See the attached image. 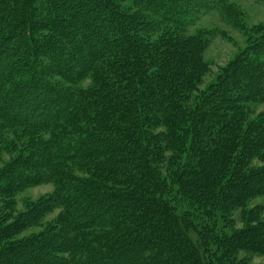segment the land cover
I'll use <instances>...</instances> for the list:
<instances>
[{"label":"trees","instance_id":"obj_1","mask_svg":"<svg viewBox=\"0 0 264 264\" xmlns=\"http://www.w3.org/2000/svg\"><path fill=\"white\" fill-rule=\"evenodd\" d=\"M34 1L0 0V139L29 136L0 172V264L264 255L261 206L246 209L264 196V165L251 166L264 121H246L264 98V39L200 92L208 69L198 37L180 35L182 0H38L37 14ZM46 182L52 192L15 215L17 194ZM239 209L247 225L225 231Z\"/></svg>","mask_w":264,"mask_h":264},{"label":"rangeland","instance_id":"obj_2","mask_svg":"<svg viewBox=\"0 0 264 264\" xmlns=\"http://www.w3.org/2000/svg\"><path fill=\"white\" fill-rule=\"evenodd\" d=\"M132 2L133 0H126L122 2V5L128 9L127 7H130ZM182 2L186 5L190 17L185 18L183 31L180 32V35L198 37V41L201 42L200 57L208 69L198 83V90L201 92L207 90L225 68H232L234 62L238 64L244 57L246 58V52L250 46H254L264 39V0H182ZM34 6L35 8L32 10L37 14L40 8L38 0L34 1ZM81 13L85 14L83 11ZM97 22L101 26L104 25V28L107 26L104 20ZM44 34L49 35V32ZM35 35L38 36V32H35ZM251 68L250 66L242 68L244 79L240 80L239 90L241 91H245L247 87L246 77ZM89 84L90 81L86 79L80 85L88 86ZM246 118V121L259 119L264 121V98L249 105ZM28 142L29 136L23 135L16 139L11 131L0 139V172L12 163L21 152L27 150ZM263 165L264 158L254 157L251 160L252 167ZM165 173H167V169ZM53 188L52 182H46L21 190L16 196L15 215L24 211L28 202H36L43 196L49 195ZM259 206H261L260 216L264 218V196L252 198L246 209L250 210ZM56 214L57 211L45 216L40 225L26 229L21 233V236L39 233ZM243 215L240 209L237 210L230 221L226 222L227 225H223L225 231L231 232L244 228L247 225V220ZM220 224L223 223L220 222ZM239 258H247L249 264L264 263V255L257 253L241 252Z\"/></svg>","mask_w":264,"mask_h":264}]
</instances>
